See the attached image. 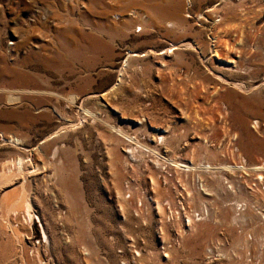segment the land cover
Segmentation results:
<instances>
[{
  "label": "rangeland",
  "instance_id": "374dc122",
  "mask_svg": "<svg viewBox=\"0 0 264 264\" xmlns=\"http://www.w3.org/2000/svg\"><path fill=\"white\" fill-rule=\"evenodd\" d=\"M18 155L0 264H264V168L218 170L264 165V0H0V170Z\"/></svg>",
  "mask_w": 264,
  "mask_h": 264
},
{
  "label": "bare ground",
  "instance_id": "6f19581e",
  "mask_svg": "<svg viewBox=\"0 0 264 264\" xmlns=\"http://www.w3.org/2000/svg\"><path fill=\"white\" fill-rule=\"evenodd\" d=\"M210 9H211V7H210ZM120 133H122V131H120ZM123 134L124 133H122V135ZM125 135L126 134H124V136ZM161 139L163 140L164 138L162 137ZM18 140H19V138H16V137H12L10 139V141L13 142V144H17ZM129 140H131V139H129ZM24 162H26L24 157H20L19 155L3 161L4 164L2 163V168L0 170V186L3 183H6L8 181H12L13 178L16 177V175L23 174L24 169H25L24 168V164H25ZM171 162L174 166H178V165L183 166V167L187 166V168L185 170L192 168L189 165H182L179 162L175 161L174 159H172ZM194 167H196V166H194ZM199 167H201V166L198 165L197 168H199ZM202 168H205V167H202ZM214 168H215V166H214ZM221 168L226 169L230 172L235 171L237 168H241V169L245 168L244 169L245 171L257 170L258 174L257 173L256 174L258 175V177H260V176H262V173L258 170L264 168V165H258L257 166V165L252 164V165H246V166H241V167L240 166L237 167L236 165H234V166H224V165L218 166L219 171L221 170ZM27 187L25 185H21V187H19L18 190H15L13 192H8V194L4 195V197L2 199V203H1L2 204V211H3L2 218L4 219L3 221H5V222H3V225L5 227H7L8 230H10V239L14 242V244L21 245L24 250H25L24 239L27 238V235H30L29 230L31 229V221H33L34 218L37 219V216L32 212V204H31V200L29 198V190L27 189ZM10 218L11 219L14 218L15 220L10 221ZM15 222H17V224ZM41 228H42V237L45 241H47V238H46L47 235L45 234L43 227H41ZM38 251L39 250L37 248H34L32 251L33 259L35 260V262L37 264L42 262L41 261L42 259L40 260V258H39L40 254ZM13 252H14V250H13ZM23 253H24V251H23ZM21 257H22V260L24 261L23 255H21Z\"/></svg>",
  "mask_w": 264,
  "mask_h": 264
}]
</instances>
